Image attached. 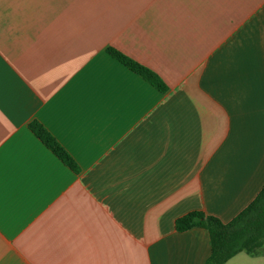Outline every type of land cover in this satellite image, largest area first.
<instances>
[{"label":"crops","instance_id":"0c3cea01","mask_svg":"<svg viewBox=\"0 0 264 264\" xmlns=\"http://www.w3.org/2000/svg\"><path fill=\"white\" fill-rule=\"evenodd\" d=\"M263 187L264 0H0V264H206Z\"/></svg>","mask_w":264,"mask_h":264},{"label":"trees","instance_id":"16d2710c","mask_svg":"<svg viewBox=\"0 0 264 264\" xmlns=\"http://www.w3.org/2000/svg\"><path fill=\"white\" fill-rule=\"evenodd\" d=\"M108 52L162 92L168 90V86L161 76L149 67L113 47H109ZM30 127L65 164L74 171L80 170L73 157L42 123L35 120ZM195 227L205 228L210 233L212 251L206 264H225L240 252H247L251 255L263 254L264 187L257 197L229 222H223L203 210H193L176 221V228L179 231Z\"/></svg>","mask_w":264,"mask_h":264}]
</instances>
